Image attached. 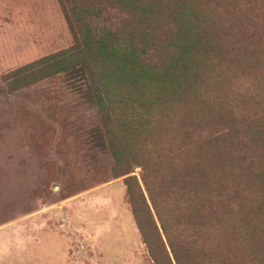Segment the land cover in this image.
Segmentation results:
<instances>
[{"label":"trees","instance_id":"trees-1","mask_svg":"<svg viewBox=\"0 0 264 264\" xmlns=\"http://www.w3.org/2000/svg\"><path fill=\"white\" fill-rule=\"evenodd\" d=\"M59 1L73 43L9 89L63 75L115 122L154 264H264V0Z\"/></svg>","mask_w":264,"mask_h":264},{"label":"rangeland","instance_id":"rangeland-1","mask_svg":"<svg viewBox=\"0 0 264 264\" xmlns=\"http://www.w3.org/2000/svg\"><path fill=\"white\" fill-rule=\"evenodd\" d=\"M72 43L59 0H0V264H154L113 174L115 122L63 75L4 80Z\"/></svg>","mask_w":264,"mask_h":264}]
</instances>
